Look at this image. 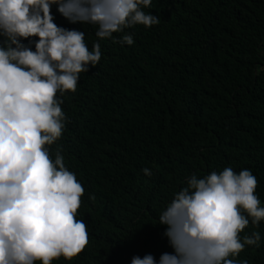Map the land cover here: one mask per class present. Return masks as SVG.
<instances>
[{"label": "trees", "instance_id": "trees-1", "mask_svg": "<svg viewBox=\"0 0 264 264\" xmlns=\"http://www.w3.org/2000/svg\"><path fill=\"white\" fill-rule=\"evenodd\" d=\"M51 11L91 48L92 26ZM145 11L158 23L127 29L131 46L99 41L100 62L63 97L65 129L50 148L59 145L84 188L77 218L89 243L53 264L171 252L156 216L192 174L250 169L264 203V0H152ZM244 231L261 240L237 259L264 264V221Z\"/></svg>", "mask_w": 264, "mask_h": 264}, {"label": "clouds", "instance_id": "clouds-1", "mask_svg": "<svg viewBox=\"0 0 264 264\" xmlns=\"http://www.w3.org/2000/svg\"><path fill=\"white\" fill-rule=\"evenodd\" d=\"M151 3L0 0V264L71 261L88 245V229L77 218L84 188L59 145L50 146L65 129L63 97L101 60L99 41L133 45L127 29L158 23L145 11ZM53 6L69 23L94 28L91 48L84 31L54 23ZM256 187L247 168L186 176L156 216L172 251L158 259L133 255L129 264H247L237 257L245 246L259 247L261 235L244 230L264 221Z\"/></svg>", "mask_w": 264, "mask_h": 264}]
</instances>
